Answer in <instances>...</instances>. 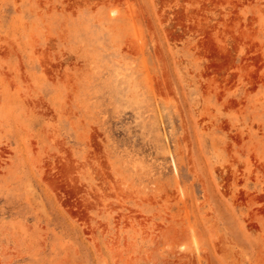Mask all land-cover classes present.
<instances>
[{"label": "rangeland", "instance_id": "obj_1", "mask_svg": "<svg viewBox=\"0 0 264 264\" xmlns=\"http://www.w3.org/2000/svg\"><path fill=\"white\" fill-rule=\"evenodd\" d=\"M0 264H264V0H0Z\"/></svg>", "mask_w": 264, "mask_h": 264}]
</instances>
